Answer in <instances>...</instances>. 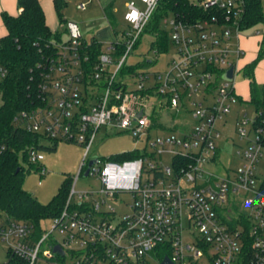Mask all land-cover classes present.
<instances>
[{"label":"built area","instance_id":"1","mask_svg":"<svg viewBox=\"0 0 264 264\" xmlns=\"http://www.w3.org/2000/svg\"><path fill=\"white\" fill-rule=\"evenodd\" d=\"M192 1L209 17L195 23L167 17L164 29L176 57L153 75H132L139 77L136 90L128 89V74L121 72L161 0L128 3L122 39L94 60L87 40L70 35L53 41V54L37 66L42 73L39 102L20 113L15 125L50 142L79 145L84 158L62 213L49 219L52 226L40 238L30 224L0 219V241L9 245L6 264L12 259L24 264H163L165 258L173 264H264V108H256L253 118L238 115L236 134L246 146L234 145L242 166L217 174L219 124L237 104H252L235 89L244 53L242 1ZM87 6L84 2L78 9ZM121 45L125 52L118 57ZM231 68L233 81L225 79ZM7 75L0 65V81ZM163 116L171 118L172 126L160 122ZM103 129L144 136L147 147L130 160L91 158ZM153 129L171 133L152 139ZM5 150L0 143V156ZM44 161L43 151H28L32 166ZM38 170L46 176L45 167ZM87 171L100 188L78 191ZM126 194L132 196L130 205L121 200ZM115 205L129 212L119 216Z\"/></svg>","mask_w":264,"mask_h":264},{"label":"trees","instance_id":"2","mask_svg":"<svg viewBox=\"0 0 264 264\" xmlns=\"http://www.w3.org/2000/svg\"><path fill=\"white\" fill-rule=\"evenodd\" d=\"M242 1V30L247 31L257 26H264L263 0ZM21 13L14 17L7 13L2 19L7 28V35L0 40V65L8 70L7 77L0 82L3 104L0 106V143L6 150L0 156V219L6 223H27L33 226L34 236L38 239L44 229L42 223L62 213L73 179H69L54 200L45 205L28 193L24 188L27 172L34 166L28 162V151L36 148L41 151H56L58 142H50L45 137L17 128L15 118L23 111L36 108L39 102V85L42 82L38 64L53 54V41H62L59 31L53 32L46 23L44 10L39 0H18ZM55 6L62 26L69 32L68 22L63 10L67 7L64 0H55ZM176 16L188 23L205 20L209 14L192 0H161L152 21L146 30L156 34L152 49L156 53L169 50L170 38L161 28L164 18ZM108 18L113 15L108 11ZM145 30V31H146ZM83 39V37L81 38ZM84 40V39H83ZM93 60L102 51V43L96 39L89 40ZM140 43V42H139ZM125 47L119 46L117 56L123 55ZM264 59V36L260 44L258 57L243 68L249 79L251 103L256 108H264V88L259 87L255 70ZM148 63V62H145ZM138 66H125L121 75H138ZM140 157L139 151L124 153L111 159L124 161ZM162 256V254H159ZM9 260V258H8ZM10 264H24L19 259H12Z\"/></svg>","mask_w":264,"mask_h":264},{"label":"rangeland","instance_id":"3","mask_svg":"<svg viewBox=\"0 0 264 264\" xmlns=\"http://www.w3.org/2000/svg\"><path fill=\"white\" fill-rule=\"evenodd\" d=\"M139 7L142 9L143 6L139 5ZM64 11H66V17H68L69 19H73L72 21H70V23H75L79 26L83 39L89 41L92 36V32L85 24L89 19V11L82 12L75 6H70L67 10L64 9L63 13ZM95 15H98V13L96 12ZM124 17V12H121L120 15L116 16L117 26L115 28V39H122V32L128 28ZM165 19L166 18H164L161 22L162 29H164L165 27ZM109 28L110 27L106 23L100 26V30L103 36H110V34H113L112 30H110ZM66 29V26H62L58 30L63 40H68L70 37V34L67 33ZM156 39L157 37L154 31L146 30L141 37L140 43L134 49L131 57L129 58L127 65L132 67L138 66L139 71L150 73L151 75H153V73L157 71L165 69L168 63H170L176 57V48L170 42L168 51L161 54L156 53L155 50H152L150 48L151 43L153 41L155 42ZM107 47L108 42L105 40L102 41V51L105 52L107 50ZM248 56L249 55L247 54L243 57V60L241 62L242 66H244V64L249 61ZM125 80L129 90H136L139 84V77L128 75ZM235 89L236 93L244 100H250V83L249 79L245 76L243 69H240L236 76ZM151 102H157V99L153 98L151 99ZM2 104L3 99L0 92V106ZM244 112H246L250 118H253L256 114V106L250 103H239L235 106L234 113L226 119V123L224 122L219 124V130L222 133V139L219 143L222 155L220 165L217 167V174H221L222 176H225L227 174L226 171L231 169L235 170L242 166V161L236 154L238 148L235 145L245 147L246 143L241 141L237 136L235 127L238 115H241V113ZM186 118L189 119L192 124H194V120L191 116L187 115ZM160 122H163L165 125H167V127H170L173 124L171 118H168V116L161 117ZM170 133L171 132L169 129H153L151 138L154 139L157 136L167 135ZM178 134L179 133H177L176 135L179 136L180 134ZM146 147L147 142L144 136L136 137L130 132L119 133L116 131H108L106 133V130L103 129L99 134L98 140L94 145L90 157L106 160L133 151L144 152ZM43 153L45 156V161L41 165L46 168V176L42 177L41 171L38 170L40 169L41 165H39L38 167H34L32 171L27 172L26 174L24 188L28 193L33 195L41 203L47 205L57 197V195L60 193L61 189L69 179L74 180L77 178L81 170L84 158V149L76 144L60 142L56 151H43ZM164 162L166 166L170 165L171 158L166 155L164 157ZM260 168L262 171H264V159L262 160ZM40 182H42V185H40ZM98 188H100V182L96 177H85L84 175H82L77 183L78 191L94 190ZM121 200L125 201L129 205L133 202L132 196L130 194L124 195L123 197H121ZM115 207L118 210L119 216H124L129 212L127 206L115 205ZM185 225L186 228H188V221L186 220V218ZM51 226L52 220H45L42 223V228L44 230H49ZM8 252L9 245L0 241V264L7 263ZM150 264L159 263L150 260Z\"/></svg>","mask_w":264,"mask_h":264},{"label":"crops","instance_id":"4","mask_svg":"<svg viewBox=\"0 0 264 264\" xmlns=\"http://www.w3.org/2000/svg\"><path fill=\"white\" fill-rule=\"evenodd\" d=\"M67 3L66 10L70 6H75L78 9V5L86 2L88 3L87 9L82 12H88L89 11V19L87 23H85L88 27V29L91 30V39H96L102 43V41H107L108 45L112 42H114L115 39V33H116V16L120 15L121 12H124V16L127 12V4L135 1V0H64ZM46 18V23L49 26V28L56 32L59 30V28L62 27L61 22L59 20V16L57 13V9L55 6V0H39ZM142 5L138 3V6ZM143 6V5H142ZM120 7V8H119ZM263 7H264V0H263ZM79 10V9H78ZM108 11L112 13L113 15V21H111L108 18ZM66 11H64V18L70 23L73 19H69L66 17ZM98 13V15H95V13ZM7 13L11 16L17 17L21 13V10L19 9L18 0H0V40L7 35V28L4 25L2 14ZM96 16V17H93ZM104 23L108 24L110 27L109 29L112 30L113 34H110V36L106 35L103 36L100 26ZM127 24V23H126ZM80 29V28H79ZM81 32V31H80ZM264 36V26L260 25L255 28H252L250 30L244 31L243 35L240 39V46L243 50V55L241 57V60L239 62L240 69H243L246 65H249L252 63L259 54L260 51V44L263 40ZM154 41L151 43L150 48L152 49ZM150 49V50H151ZM153 50V49H152ZM249 55V61L244 64V66L241 65V62L243 60V57L245 55ZM164 70V69H163ZM162 71V70H161ZM255 78L257 81V84L259 87L264 88V59L259 63L255 70ZM251 95V91H250ZM242 101H245L242 97H240ZM251 99V96H250Z\"/></svg>","mask_w":264,"mask_h":264},{"label":"water","instance_id":"5","mask_svg":"<svg viewBox=\"0 0 264 264\" xmlns=\"http://www.w3.org/2000/svg\"><path fill=\"white\" fill-rule=\"evenodd\" d=\"M69 32L71 37L73 38H77V39H81L82 38V34L80 32L79 26L75 23H69ZM234 72H235V68H231L225 75V79L229 80V81H233L234 78ZM95 163V161L91 162L90 165H93ZM89 175V171L86 172L85 176L87 177ZM56 251H60V248H56ZM163 264H173L168 258H165V260L163 261Z\"/></svg>","mask_w":264,"mask_h":264}]
</instances>
